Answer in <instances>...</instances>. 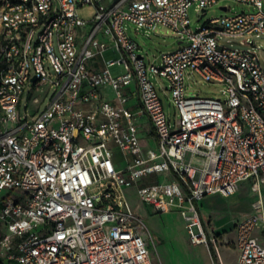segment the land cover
<instances>
[{"label":"built area","instance_id":"1","mask_svg":"<svg viewBox=\"0 0 264 264\" xmlns=\"http://www.w3.org/2000/svg\"><path fill=\"white\" fill-rule=\"evenodd\" d=\"M219 1L0 0V264H154L151 230L124 193L132 187L142 203L181 212L190 242L213 244L220 258L199 202L243 182L264 187V64L219 37L264 33V0H236L254 10L193 29L190 9ZM84 4L96 8L90 22L78 14ZM129 24L170 27L186 46L158 62L140 53ZM110 48L120 59L99 67ZM116 63L125 74L113 76ZM193 73L221 97L190 95ZM29 82L43 95L31 98L35 113L55 88L31 118L20 114ZM159 87L171 92L174 126ZM143 127L157 149L142 145ZM233 228L236 264H264V200Z\"/></svg>","mask_w":264,"mask_h":264},{"label":"rangeland","instance_id":"2","mask_svg":"<svg viewBox=\"0 0 264 264\" xmlns=\"http://www.w3.org/2000/svg\"><path fill=\"white\" fill-rule=\"evenodd\" d=\"M105 4L108 6L110 5L109 2H105ZM221 7L229 8V10L225 11L221 9ZM249 10L253 11L254 8L247 3L236 0H221L217 4L206 8V10L201 13H198L193 6L189 11V18L193 29H198L212 18L238 14ZM95 13L96 8L89 4H84L78 9L80 18L86 22L92 21ZM128 32L132 40L139 45L140 53L146 57L157 56L159 58L158 62H160L161 54L175 52L186 46V43H180V34H177L172 28L161 24H156L147 31L144 29L136 30V25L129 24ZM219 43L221 46L228 48L253 50L260 56L261 62L264 64V33H254L252 35H243L236 38L223 35L219 37ZM120 57L116 48H110L106 50L102 56L96 58V61L99 67H104L106 64L118 61ZM110 70L114 77L126 73L124 65L118 63L110 66ZM50 74L53 76L54 72L50 70ZM154 80L156 82L159 81L163 88L169 85V81L166 78H154ZM186 83L190 95L221 97L220 86L206 82L197 73H193L192 77L188 79ZM34 86V82H29L25 89L20 105V114L22 117H25L27 112H29V118H31L33 114L39 115L47 108L55 93V88H50L39 106L38 113H35L34 109L36 105L31 103V98L34 96L43 98V95H40L39 89L34 88ZM163 88L159 87L158 93L167 114L168 122L174 126L178 118L177 109L172 102L171 92ZM139 136L145 148L157 149L154 139H151V144L149 143V134L145 127L141 128ZM158 179L160 182L165 180L163 175L158 176ZM241 187L242 190L248 188L249 192H241L240 195H237L235 198L226 197V199L215 200L211 208L212 214L210 217L205 215L206 208H204V206L202 207L203 210L200 211V216L211 231L217 228V222L220 219L231 220L235 223L251 212V204L254 201L259 198L264 200V187L259 191H253L249 182H243ZM136 190V187H132L126 189L124 193L129 198L136 212L145 220L147 226L151 230L152 239L149 248L154 264H208L206 255L210 253L212 258L211 264H220L218 258L214 255L213 244H209V246L193 245L190 242V237L181 212L174 210L163 213L157 210L153 205L142 203L139 196L136 194ZM230 228H233L232 225ZM228 238H231V236H228ZM221 247L232 248L233 246L223 244L220 246V250H223ZM224 256L226 264H236L237 254L232 249H225Z\"/></svg>","mask_w":264,"mask_h":264},{"label":"crops","instance_id":"3","mask_svg":"<svg viewBox=\"0 0 264 264\" xmlns=\"http://www.w3.org/2000/svg\"><path fill=\"white\" fill-rule=\"evenodd\" d=\"M242 189V187H240V190ZM229 197H233L235 198L236 197V194L232 195V196H229ZM219 199H226L225 196H222V195H209L207 197H205L204 199H202L200 202H199V208H200V211L203 210V206L205 208V203H212L211 204V208L213 206V202L215 200H219ZM253 204V203H252ZM252 204H251V208H252ZM210 217V216H209ZM234 227L235 223H233V221L229 220V223L226 225V226H229V227ZM209 232H213L214 231V234L215 236H217L218 238V242L221 245H232L233 247L232 248H222L223 250H220V258H218L219 260V263L220 264H226V261H225V256H224V250L225 249H232L236 254H237V258H238V251L237 249L235 248V245H234V241H235V237H236V228H215L213 231H211V229L209 228H206ZM228 236H231V238H228ZM207 256V262L208 264H211V253L209 255H206ZM237 262V261H236Z\"/></svg>","mask_w":264,"mask_h":264},{"label":"bare ground","instance_id":"4","mask_svg":"<svg viewBox=\"0 0 264 264\" xmlns=\"http://www.w3.org/2000/svg\"><path fill=\"white\" fill-rule=\"evenodd\" d=\"M241 192H245V193H248L249 192V189L248 188H245L244 190H240L236 193V196L237 195H240ZM211 204L210 202L208 203H205V215L207 217H209L211 214H212V211H211ZM229 223V220L227 219H220L218 222H217V228H230L229 226H226L227 224Z\"/></svg>","mask_w":264,"mask_h":264},{"label":"water","instance_id":"5","mask_svg":"<svg viewBox=\"0 0 264 264\" xmlns=\"http://www.w3.org/2000/svg\"><path fill=\"white\" fill-rule=\"evenodd\" d=\"M222 9H223V10H225V11L227 10V8H226V7H223ZM33 80L35 81V80H36V78L34 77V78H33Z\"/></svg>","mask_w":264,"mask_h":264},{"label":"trees","instance_id":"6","mask_svg":"<svg viewBox=\"0 0 264 264\" xmlns=\"http://www.w3.org/2000/svg\"><path fill=\"white\" fill-rule=\"evenodd\" d=\"M215 255V254H214Z\"/></svg>","mask_w":264,"mask_h":264}]
</instances>
